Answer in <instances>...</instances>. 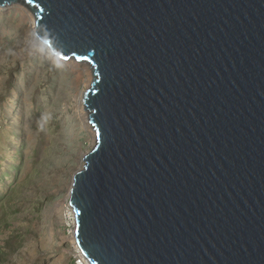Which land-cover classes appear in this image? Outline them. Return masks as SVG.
<instances>
[{
    "label": "water",
    "instance_id": "95a60500",
    "mask_svg": "<svg viewBox=\"0 0 264 264\" xmlns=\"http://www.w3.org/2000/svg\"><path fill=\"white\" fill-rule=\"evenodd\" d=\"M87 65L72 178L89 264H264V0H0Z\"/></svg>",
    "mask_w": 264,
    "mask_h": 264
},
{
    "label": "rangeland",
    "instance_id": "374dc122",
    "mask_svg": "<svg viewBox=\"0 0 264 264\" xmlns=\"http://www.w3.org/2000/svg\"><path fill=\"white\" fill-rule=\"evenodd\" d=\"M10 3L0 6V264H77L69 190L95 142L73 127L75 103L60 95L77 69L29 44L25 7Z\"/></svg>",
    "mask_w": 264,
    "mask_h": 264
},
{
    "label": "bare ground",
    "instance_id": "6f19581e",
    "mask_svg": "<svg viewBox=\"0 0 264 264\" xmlns=\"http://www.w3.org/2000/svg\"><path fill=\"white\" fill-rule=\"evenodd\" d=\"M17 3H19V2H17ZM19 4H21V3H19ZM11 5L12 4L9 2V4L6 3L4 5H1V7L3 6V7H5V9L14 7ZM21 5L23 6V4H21ZM19 7L20 6H15L16 11L20 10ZM23 7H25V8L22 9V11L28 15V20L30 21V26L28 29V36L26 38L28 40V43L30 44L32 41V44L36 47V49H39L38 51L42 55H44L45 57H48V58L52 59L53 61H55L59 64H68L69 62H73L72 67H75L77 69V75H76L77 76V84H76V86H71L69 88L70 90H68L66 92L65 91L60 92L61 93L60 95H62V97L67 96V99L65 101L67 104L75 103V108L77 109L76 114L78 115V117L81 121V124L75 122L73 124V127L78 131L79 134L82 133L84 130L88 129L89 131H91V133L94 137V141H95L96 140L95 132H94L93 128L88 123L87 112H86V108H84L85 104L83 102V95H84L86 89L90 86V83L93 79L92 71L90 70V68L87 65L78 63L74 60L73 61L71 60L69 62L68 61H62V60H56V58L51 54L49 48L37 37V35L35 33L36 32L35 24H34L35 23V16L29 10L28 7H26L25 5ZM85 75L88 76V79L85 82L86 87L82 88L80 86V83H83V82H81V81L78 82V81H79V79L83 78ZM57 96H59V94ZM69 196H70V192H69ZM67 208H68L67 215L70 217L71 226H72V229H71L72 243H73L75 250L78 253V257H79L78 263L79 264H89L88 261L81 254V252L78 249V246L76 245V242L74 240V236H73V210L69 205V197H68V207Z\"/></svg>",
    "mask_w": 264,
    "mask_h": 264
},
{
    "label": "built area",
    "instance_id": "2783aa9c",
    "mask_svg": "<svg viewBox=\"0 0 264 264\" xmlns=\"http://www.w3.org/2000/svg\"><path fill=\"white\" fill-rule=\"evenodd\" d=\"M76 263L79 264L78 261Z\"/></svg>",
    "mask_w": 264,
    "mask_h": 264
}]
</instances>
